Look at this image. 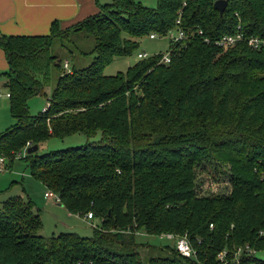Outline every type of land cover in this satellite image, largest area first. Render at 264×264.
Returning a JSON list of instances; mask_svg holds the SVG:
<instances>
[{
    "label": "trees",
    "instance_id": "obj_1",
    "mask_svg": "<svg viewBox=\"0 0 264 264\" xmlns=\"http://www.w3.org/2000/svg\"><path fill=\"white\" fill-rule=\"evenodd\" d=\"M98 8L66 27L52 21L48 34L0 35L16 121L0 132V156L11 165L26 146L85 136L82 145L26 157L70 213L98 220L90 236H44L31 202L9 197L0 204V264H221V251L228 264H264L256 255L264 252V46L222 50L214 42L237 31L264 39V0H226L221 14L214 0ZM177 19L188 36L169 43L168 63L157 53L104 74ZM87 39L91 62L65 71L54 42L72 52ZM52 70L47 106L31 115L27 102L45 94ZM138 232L186 234L195 255L167 244L149 256L160 250L137 241Z\"/></svg>",
    "mask_w": 264,
    "mask_h": 264
},
{
    "label": "rangeland",
    "instance_id": "obj_2",
    "mask_svg": "<svg viewBox=\"0 0 264 264\" xmlns=\"http://www.w3.org/2000/svg\"><path fill=\"white\" fill-rule=\"evenodd\" d=\"M136 1H140V3L148 7H155L156 5V0ZM169 43V37L166 35H157L154 39L149 38L148 35L144 36L140 38L139 45L132 54L115 57L113 61L104 68L103 72L106 75L125 72L129 66L139 60L137 58L139 52H145L148 56L157 53H165L169 48ZM61 45L62 43L57 40L50 50L52 54L58 55L62 68L63 64L67 62V68H63L65 71L68 69L70 70L72 67L80 68L87 66L91 62L92 55L86 53L89 52L93 46V41L91 39L80 41L78 44L79 47H75L74 49L71 48L72 52H68ZM79 50L83 52L80 53ZM57 75L58 71H51L50 81L44 87L45 94H39L29 98L27 102L29 114H37L47 106L48 98L55 84ZM2 80L3 78H0V132L6 130L16 122L9 110V98L6 96L8 88L3 86L5 80L3 84ZM99 138L100 133L90 140L97 141ZM86 140L85 136L81 134H76L63 140L50 138L39 146L37 153L40 154L53 150H60L69 146H79L85 143ZM20 153V155L14 158L11 165H8L6 162L7 165H4L0 170V204L5 199L17 195L28 199L32 206L39 212L43 225L40 234L44 236L56 235L64 231H73L80 236L92 235L93 227L98 221L96 219L88 220L77 214L70 213L66 207L60 205L54 198H47L44 194L47 189L41 181L31 174L29 157H26V147H24ZM216 187V185L212 186L214 189ZM136 239L141 243H149L158 250L164 245H171L174 242V240L159 238L157 235H148L145 232H138L136 234ZM155 252L159 254L151 253L149 256L161 254V250L160 252ZM256 255L264 259V252H257Z\"/></svg>",
    "mask_w": 264,
    "mask_h": 264
},
{
    "label": "crops",
    "instance_id": "obj_3",
    "mask_svg": "<svg viewBox=\"0 0 264 264\" xmlns=\"http://www.w3.org/2000/svg\"><path fill=\"white\" fill-rule=\"evenodd\" d=\"M109 1L0 0V35L48 34L52 21L56 20L61 27L69 26L95 14L99 10V4L109 3ZM7 69L8 64L5 54L0 49V78H3L2 84L5 82V78L1 73Z\"/></svg>",
    "mask_w": 264,
    "mask_h": 264
},
{
    "label": "built area",
    "instance_id": "obj_4",
    "mask_svg": "<svg viewBox=\"0 0 264 264\" xmlns=\"http://www.w3.org/2000/svg\"><path fill=\"white\" fill-rule=\"evenodd\" d=\"M175 23H176V26L174 28L170 29L166 33V36L169 37L171 44H174L180 40H185L188 36L187 31L179 26V23H180L179 19H177ZM198 34H202L201 30L198 31ZM157 35L158 34H156V33H150L148 35V37L151 39H154V38H156ZM204 41L208 42L209 40L207 37H205ZM242 41H245L247 43V45L253 49H259L262 46H264V39L263 38H260L258 36L246 37L241 31H237V32L231 33V34H225V35L221 36L220 38L216 39L214 42L222 50H227V49L233 47L238 42H242ZM147 57H149V56L145 52H143V53L139 52L137 54L138 59H144ZM169 61H170V51L167 50L165 53H162V55L159 59V62L168 63ZM67 66H68V64H67V62H65L63 64V67L67 68ZM6 96H9V93H6ZM26 147H28V146H26ZM20 152L18 153V155L21 154ZM4 165H7L6 160L2 156H0V170L4 167ZM6 169H7V167H6ZM44 194L47 198H49V197L54 198L55 201L59 202L58 195L56 193H54L53 191L47 189V191ZM82 217H84L88 220L94 219L91 211L87 212ZM157 236L159 238L174 240V242L172 244L174 245L175 249L179 252L180 255H182L184 257H192L195 255V250L191 246L186 234H184L182 236H178V235H175L173 233H162V234H158ZM246 251L249 254L254 252V250L249 249V248L246 249ZM225 256H226L225 251H221L218 253V259L221 261V264H228L225 260ZM236 257H237V255H236ZM235 262H237V259Z\"/></svg>",
    "mask_w": 264,
    "mask_h": 264
},
{
    "label": "water",
    "instance_id": "obj_5",
    "mask_svg": "<svg viewBox=\"0 0 264 264\" xmlns=\"http://www.w3.org/2000/svg\"><path fill=\"white\" fill-rule=\"evenodd\" d=\"M226 6V0H214V7L219 11L221 14ZM5 86V84H4ZM38 144L29 145L26 147V154H32L38 150Z\"/></svg>",
    "mask_w": 264,
    "mask_h": 264
}]
</instances>
